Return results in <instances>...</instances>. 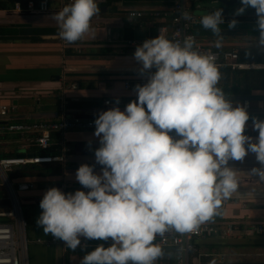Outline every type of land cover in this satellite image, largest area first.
I'll return each mask as SVG.
<instances>
[{
    "label": "clouds",
    "instance_id": "1",
    "mask_svg": "<svg viewBox=\"0 0 264 264\" xmlns=\"http://www.w3.org/2000/svg\"><path fill=\"white\" fill-rule=\"evenodd\" d=\"M240 3L235 15L255 10L257 46L264 48V0ZM99 12L96 0H72L52 18L60 38L71 44L90 32ZM199 23L220 47L223 9ZM236 24L233 19L228 27ZM133 55L147 83L135 86L137 99L123 111L112 107L94 120L100 172L82 164L75 173L88 191L52 187L40 201L37 226L72 251L86 247L81 238L112 241L86 252L80 264H155L162 255L157 236L197 232L236 191L229 161L255 154L261 167L249 173L264 180V120H252L258 136L245 134L250 116L217 87L221 74L212 56L195 51L191 37L174 42L164 35L145 40Z\"/></svg>",
    "mask_w": 264,
    "mask_h": 264
},
{
    "label": "crops",
    "instance_id": "2",
    "mask_svg": "<svg viewBox=\"0 0 264 264\" xmlns=\"http://www.w3.org/2000/svg\"><path fill=\"white\" fill-rule=\"evenodd\" d=\"M172 1L96 0L100 12L92 18L90 32L69 44L58 35V25L52 18L68 5L67 0H46V12L15 11V3L0 0L3 4L0 8V105L9 106L14 109L13 113L24 115V118L15 120L24 123L57 121L62 116L96 119L101 111L112 107L124 108L137 99L135 86L147 83L148 74H140L142 66L134 59L136 46L155 38L161 24L152 18L133 22L127 14L131 11H160L170 6ZM187 1L183 0V4L190 8ZM203 31L200 24L194 26V32ZM248 38L254 37L222 38L220 47L215 46L217 38L199 37L198 40L215 49L237 50L239 55L242 49L264 52V48L257 46L256 39L246 43ZM126 83L129 88L125 87ZM225 97L234 106H243L245 101L250 104L245 134L258 136V132L252 130V120H264V92L228 94ZM105 101H110L111 105L106 106ZM13 139L11 142L0 141V157L53 153L38 150L32 135H14ZM56 144L60 149L58 154L65 156L64 163L27 166L16 170L10 177L14 185H32L31 189L16 193L27 224L28 264H80L82 256L78 252H90L100 244L108 247L112 243L110 239L81 238L82 245L86 247L72 251L62 240L51 234L45 235L37 226L36 220L42 211L40 201L48 189L57 187L64 193L87 192L75 179L77 169L88 164L95 165V172H100L101 166L95 164L94 156L99 141L92 133L70 131L62 137L58 135V142H53ZM229 166L236 173L237 189L229 199L222 201L224 206L220 205L219 214L210 222L219 230L226 224H234L235 232L226 238L213 236L196 241L204 244H200L197 255L189 256L188 264L215 262L210 255H224L229 264H264V180L249 173L261 166L253 153L243 161H229ZM9 206L7 191L0 189V211L8 210ZM258 225L263 228L262 233L250 234V230ZM173 234L174 230H171L157 236L154 243L161 250L175 251L159 245L162 237ZM37 240L42 243H37Z\"/></svg>",
    "mask_w": 264,
    "mask_h": 264
},
{
    "label": "built area",
    "instance_id": "3",
    "mask_svg": "<svg viewBox=\"0 0 264 264\" xmlns=\"http://www.w3.org/2000/svg\"><path fill=\"white\" fill-rule=\"evenodd\" d=\"M72 0H67L70 4ZM15 11H40L46 12L48 6L41 2L38 6L29 2L23 9L21 4L15 3ZM184 13L190 14V19H184ZM128 18L135 22L143 18H152L158 21L156 37L164 35L166 38L176 42H183L186 37H191L194 42V50L203 55L212 56L218 69H231L235 71L264 70V63L242 61L237 50H219L201 43L194 35V26L200 24L202 16L195 15L193 10L184 6L181 0H173L170 6L154 12L131 11L127 14ZM129 88L128 83L125 84ZM75 88L74 86L72 87ZM106 106H110V101H105ZM243 107L250 110V104L245 101ZM125 108V107H124ZM124 108H121L123 111ZM13 108L0 105V117H6L12 114ZM95 119L82 118L78 116H62L57 121H43L37 123H24L11 120L0 119V134L7 133L11 135H32L34 136V146L42 151L48 152L53 146V135L63 136L70 131H85L94 133ZM6 122V125H2ZM65 156L58 155H33L17 157H0V186L8 193L10 206L8 210L0 211V264H28L27 250L29 240L27 238V224L21 213V209L16 197L17 192L27 191L32 188L29 184L14 185L11 176L16 170L27 166L49 165L54 163H64ZM224 206V203H221ZM234 224H226L224 229L219 230L211 224L210 221L201 225L199 230L194 233H178L174 230L171 237H162L159 245L162 247L174 248L176 251L175 263L188 264L189 256L196 253L195 242L206 240L213 236L222 238L230 237L235 232ZM263 228L258 225L250 230V234H261ZM55 240H52L54 242ZM37 243H42L37 240ZM217 264H229L224 255H210Z\"/></svg>",
    "mask_w": 264,
    "mask_h": 264
},
{
    "label": "trees",
    "instance_id": "4",
    "mask_svg": "<svg viewBox=\"0 0 264 264\" xmlns=\"http://www.w3.org/2000/svg\"><path fill=\"white\" fill-rule=\"evenodd\" d=\"M38 6V4H36ZM22 8L24 9L26 7V4L22 5ZM3 7V4L0 3V8ZM224 20H231V19H224ZM239 21H256V18H240ZM240 56L242 61L247 62H253L262 64L264 63V52H256L251 49L244 50L242 49L240 51ZM221 78L218 82L217 87H219L224 95H250L255 92H264V70H252V71H235L231 69H224L220 68L218 69ZM2 125H6V122H2ZM13 136L11 134L7 133H1L0 134V141H7L11 142L13 141ZM52 141L57 143L58 142V135H53ZM59 146L53 145L50 148V151L53 152L51 155H56L59 153ZM207 243V242H206ZM200 244L195 242L196 249L199 248ZM79 256H82L86 254V252H78ZM197 255L194 253V255ZM175 255L176 252L173 250H162V255L160 258H158L155 262V264H176L175 263ZM192 256V255H191ZM204 264H210V263H204Z\"/></svg>",
    "mask_w": 264,
    "mask_h": 264
},
{
    "label": "water",
    "instance_id": "5",
    "mask_svg": "<svg viewBox=\"0 0 264 264\" xmlns=\"http://www.w3.org/2000/svg\"><path fill=\"white\" fill-rule=\"evenodd\" d=\"M9 2L13 3H40V2H46V0H7ZM198 1H205V0H198ZM215 3L221 4V8L223 9V17L224 19H231V20H225V23L221 25V35L222 38H239L241 36L244 37H258L259 31L257 30L256 21H239L240 18H256V13L254 9H247L243 14L241 15H235L236 9L241 7L240 0H213ZM183 3V0H181ZM214 10H208V9H197V13L204 15L207 13H210ZM233 19L237 21V24L234 28L230 29L228 27L229 22H231ZM194 35L196 37L200 38H216L214 37V34L209 30H204L203 32L196 33L194 32ZM15 105V104H14ZM24 115L12 113L10 115H7L6 117H0L2 120H19L24 118Z\"/></svg>",
    "mask_w": 264,
    "mask_h": 264
},
{
    "label": "rangeland",
    "instance_id": "6",
    "mask_svg": "<svg viewBox=\"0 0 264 264\" xmlns=\"http://www.w3.org/2000/svg\"><path fill=\"white\" fill-rule=\"evenodd\" d=\"M187 3L190 9L195 12L197 11V9L217 10L221 8V4L215 3L213 0H205V1L188 0ZM248 9H252V8H248ZM253 39H256V38H248V40H246V43H250L248 41H251ZM0 189H4V188L0 186ZM27 255H28V250H27ZM29 258L31 259L30 252H29Z\"/></svg>",
    "mask_w": 264,
    "mask_h": 264
}]
</instances>
